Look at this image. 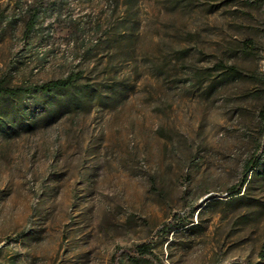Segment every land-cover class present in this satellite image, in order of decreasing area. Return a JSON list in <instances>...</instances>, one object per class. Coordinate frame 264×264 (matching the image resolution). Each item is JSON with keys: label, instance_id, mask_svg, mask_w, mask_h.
<instances>
[{"label": "rangeland", "instance_id": "1", "mask_svg": "<svg viewBox=\"0 0 264 264\" xmlns=\"http://www.w3.org/2000/svg\"><path fill=\"white\" fill-rule=\"evenodd\" d=\"M72 70L79 111L0 134V264H264V0H0V77Z\"/></svg>", "mask_w": 264, "mask_h": 264}, {"label": "trees", "instance_id": "2", "mask_svg": "<svg viewBox=\"0 0 264 264\" xmlns=\"http://www.w3.org/2000/svg\"><path fill=\"white\" fill-rule=\"evenodd\" d=\"M37 14L38 11L31 13L23 31L24 37L30 35L36 23ZM81 78V71L72 70L63 77L15 86L10 85L7 77H0V134L11 137L22 131H31L46 120L54 121L65 113L79 111V108L83 107L97 90L92 84L81 82ZM215 86V80H213L208 88L212 89ZM259 163L257 157L248 160L243 178L239 184L228 189V195L241 193L247 181V175L256 170ZM178 220L180 219L174 215L163 224V227L169 232L192 222ZM125 252L129 257H145L149 250L143 243L125 249ZM119 253L120 251H116V259Z\"/></svg>", "mask_w": 264, "mask_h": 264}]
</instances>
